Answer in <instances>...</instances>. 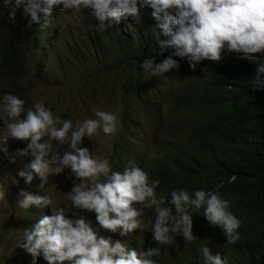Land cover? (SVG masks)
Wrapping results in <instances>:
<instances>
[{
    "label": "clouds",
    "instance_id": "9594fccd",
    "mask_svg": "<svg viewBox=\"0 0 264 264\" xmlns=\"http://www.w3.org/2000/svg\"><path fill=\"white\" fill-rule=\"evenodd\" d=\"M0 3L10 17L22 7L25 26L39 22L52 38L59 14L82 8L101 31L105 23L143 28L148 14L165 37L156 41L161 52L145 48L140 65L130 62L129 94L122 73L88 87L91 98L110 95L113 112L86 111L87 104L82 119L72 105L25 107L23 98L0 92L1 171L13 172L15 204L25 211L18 230H0V264H264V143L226 147L244 119L238 111L264 114V0ZM76 22L66 55L94 27L82 21L78 30ZM224 56L249 90L229 92L233 83L218 76ZM138 96L154 101L151 110ZM65 167L70 208L54 210L43 186Z\"/></svg>",
    "mask_w": 264,
    "mask_h": 264
},
{
    "label": "trees",
    "instance_id": "16d2710c",
    "mask_svg": "<svg viewBox=\"0 0 264 264\" xmlns=\"http://www.w3.org/2000/svg\"><path fill=\"white\" fill-rule=\"evenodd\" d=\"M144 20L147 23L143 28L134 27L133 31L113 23L110 26L105 23L106 28L101 31L97 30L95 25L89 34L82 35L85 39L80 42V49H71L66 55V61L61 59V64L58 61L56 72H51V70L48 72L45 57L47 53L40 54L39 50L40 46L49 47L52 44L53 38L49 28L41 27L39 22L31 23L26 27L28 17L22 15V7H17L15 14L10 17L8 6L0 3V92H10L23 98L24 106L29 107L31 103L28 102L29 97L26 93L31 92L30 85L35 81L47 82L50 75L58 79L64 77L69 80L82 76L84 85L85 81L90 82L89 88L92 90L93 85L101 83L103 78L109 80L113 75L112 72L116 76L122 73L121 89L125 94H129L134 84L130 72L131 63L140 65L145 48L150 55L161 52L156 41L165 38L160 35V30L156 28L148 14L144 15ZM75 47L78 48L77 43H75ZM219 68L218 76L233 83L230 93H239L250 89L245 78L234 70L229 56L223 57ZM105 73L108 74L104 75ZM15 77L17 78L13 81ZM22 78L31 83H21ZM258 92L264 95V90ZM138 97L142 106L146 110H151L154 101ZM154 100L156 101V99ZM235 112L236 110L233 114ZM238 113H244V119L238 126L231 129L226 147L241 142L261 147L264 143V114L252 110H242ZM221 119L222 114L217 117L216 121L220 122ZM217 138L221 143L222 139ZM229 253L232 257L235 254L233 251H229ZM259 258L264 259V250L260 253ZM190 260L192 259L190 258ZM244 264H257V259H252Z\"/></svg>",
    "mask_w": 264,
    "mask_h": 264
},
{
    "label": "rangeland",
    "instance_id": "374dc122",
    "mask_svg": "<svg viewBox=\"0 0 264 264\" xmlns=\"http://www.w3.org/2000/svg\"><path fill=\"white\" fill-rule=\"evenodd\" d=\"M70 12V13H69ZM69 12H64V14H59L61 20L54 24L53 30V42L51 47L48 49L47 60V71L56 72V66L58 61L61 64V59L66 61V46L74 42L73 39H69V28L70 25L74 22L75 28L78 30H83L84 26L81 24L82 21L87 23L91 28L95 26L98 21L92 15L91 11L88 8H82L80 13H74L69 9ZM71 16L69 23L66 22V19ZM54 22V18L51 19ZM79 40L82 41L83 37L79 36ZM76 42V40H75ZM29 53V52H28ZM50 72V74H51ZM17 77L13 78V81ZM106 79V78H105ZM103 79V81L105 80ZM88 80V79H87ZM21 83H31L27 82L26 79L22 78ZM89 81V80H88ZM86 85V86H85ZM82 79V76L78 78L73 77L70 80L64 79V77L56 78L53 75H50V79L47 82H37L31 83L30 87L32 88L31 92L26 94L29 97L31 103L35 100H42L43 103L47 102L49 106L55 105L56 110H64L66 106L72 105L74 108V113L78 114L80 110H85L87 104H89V110L99 108L105 111H111L114 108L112 100H110V95L97 94L93 98L89 97L87 94L89 92L90 84ZM85 86V87H84ZM0 95H2L0 93ZM55 97L57 100L55 101ZM117 102V101H116ZM166 111V108H164ZM82 111L79 113V116L82 119L87 118L89 115ZM113 112V111H111ZM117 112V111H115ZM94 115V114H93ZM2 127V126H0ZM12 138H9L7 142L12 143ZM55 143V141H53ZM56 151H61L57 149ZM3 156L0 153V160ZM24 162H21L20 167H23ZM69 169L67 167L63 168L60 173L49 174L48 180L46 181L43 189L45 192L50 195L53 199L54 210L57 206L65 207L66 211L70 208L69 202L67 199L66 193L69 191L71 178L66 172ZM12 171H1L0 164V186L4 187L6 190V198L3 201H0V230L10 229L18 230L22 225V217L24 215V210L19 209L15 200L18 199V191L20 188L11 180ZM189 249V248H188ZM193 250H195L193 248Z\"/></svg>",
    "mask_w": 264,
    "mask_h": 264
},
{
    "label": "bare ground",
    "instance_id": "6f19581e",
    "mask_svg": "<svg viewBox=\"0 0 264 264\" xmlns=\"http://www.w3.org/2000/svg\"><path fill=\"white\" fill-rule=\"evenodd\" d=\"M47 40H48V38H47ZM41 44H42V42H41ZM43 46V45H42ZM41 47V46H40ZM102 48V47H101ZM41 54V53H40ZM44 55V54H43Z\"/></svg>",
    "mask_w": 264,
    "mask_h": 264
}]
</instances>
